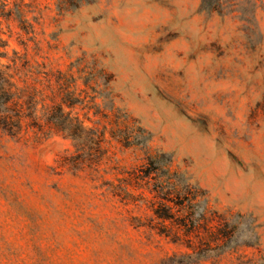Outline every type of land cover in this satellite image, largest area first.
<instances>
[{
  "label": "rangeland",
  "instance_id": "rangeland-1",
  "mask_svg": "<svg viewBox=\"0 0 264 264\" xmlns=\"http://www.w3.org/2000/svg\"><path fill=\"white\" fill-rule=\"evenodd\" d=\"M0 264H264V0H0Z\"/></svg>",
  "mask_w": 264,
  "mask_h": 264
}]
</instances>
